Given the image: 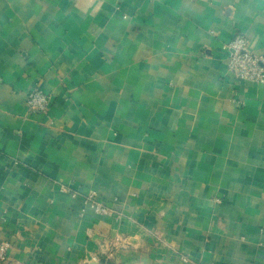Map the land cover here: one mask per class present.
<instances>
[{
	"label": "crops",
	"instance_id": "1",
	"mask_svg": "<svg viewBox=\"0 0 264 264\" xmlns=\"http://www.w3.org/2000/svg\"><path fill=\"white\" fill-rule=\"evenodd\" d=\"M236 34L264 55V0H0V264H264V85L230 73Z\"/></svg>",
	"mask_w": 264,
	"mask_h": 264
},
{
	"label": "built area",
	"instance_id": "2",
	"mask_svg": "<svg viewBox=\"0 0 264 264\" xmlns=\"http://www.w3.org/2000/svg\"><path fill=\"white\" fill-rule=\"evenodd\" d=\"M229 60V71L238 82H251L264 85V55L257 54L251 46V41L244 34H236L227 45ZM52 94L45 91L41 86L31 90L28 95L27 107L31 113L48 115L52 106ZM72 197L83 199L85 215L88 210L95 214L113 216L120 219L121 215L111 206L100 200L97 192L88 195L71 192ZM83 195V196H82ZM11 244L7 241H0V263L8 259V252ZM92 264H107L100 258L94 257Z\"/></svg>",
	"mask_w": 264,
	"mask_h": 264
},
{
	"label": "rangeland",
	"instance_id": "3",
	"mask_svg": "<svg viewBox=\"0 0 264 264\" xmlns=\"http://www.w3.org/2000/svg\"><path fill=\"white\" fill-rule=\"evenodd\" d=\"M98 258H100V259H101V256H99Z\"/></svg>",
	"mask_w": 264,
	"mask_h": 264
}]
</instances>
